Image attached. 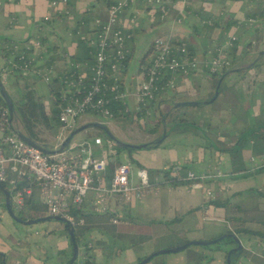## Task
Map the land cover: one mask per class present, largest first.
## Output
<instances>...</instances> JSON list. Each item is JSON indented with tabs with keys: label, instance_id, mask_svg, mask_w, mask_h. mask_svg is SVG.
Returning a JSON list of instances; mask_svg holds the SVG:
<instances>
[{
	"label": "crops",
	"instance_id": "crops-1",
	"mask_svg": "<svg viewBox=\"0 0 264 264\" xmlns=\"http://www.w3.org/2000/svg\"><path fill=\"white\" fill-rule=\"evenodd\" d=\"M112 1L115 0H69V4L56 13L57 10L49 6V0H0V48L5 43L40 42L41 39L45 52L37 53V64H45L53 55L52 67L57 75H62L68 71L71 58L82 50L79 44H85L82 39L92 36L94 20L106 19V8ZM169 1L168 14L163 21L159 20L158 13L144 5L143 0L127 1L120 27L127 35L126 46L131 57L121 73V92L127 112H135L137 77L149 61L153 41L174 37L186 43L201 68L187 77H176L172 89L157 96L148 116L155 117V113L159 115L164 110L168 112L178 102H197L195 107L179 108L170 114L184 119L187 115L195 117L199 123L192 122L184 131L170 133L161 144L133 156L117 155L108 149V144L102 147L103 141L98 136L93 137L101 140V147L92 150L95 157H111L129 163L132 166L131 181L135 185L138 184L136 172L139 169H145L152 182L149 181L150 188L131 204H120L118 197L107 198L102 212L117 213L121 226L128 228L122 232L124 237L120 236L114 242L134 237L138 226L148 228L149 238L128 249H118L110 256L107 250L104 251L103 243L114 239L106 233L92 231L88 234L90 240H84L87 246L78 251L77 264H138L160 250H170L186 242L210 241L227 231L235 235L238 229L264 235V169L247 172L250 157L264 156V54L260 56L264 52V19L261 18L264 0ZM47 15L51 20L43 23ZM250 18H257V21L246 24ZM228 35L236 38L231 50L223 49L228 51L231 67L221 76H209L203 67L214 50L224 48ZM47 46L51 48L49 53H46ZM135 51L139 61L132 64ZM255 63L260 66L252 67ZM2 66L0 49V69ZM244 70L245 73H238ZM12 84L15 85L14 79H9L7 92L18 100L20 94L16 87L9 89ZM218 85L217 98L204 105L203 102L214 96ZM45 88L49 89L37 83L34 91L46 94ZM167 118L166 122L169 121ZM124 119L119 120L125 123ZM90 122L100 121L83 122L76 128ZM166 122L168 131L171 125ZM90 129L93 128L81 132L73 140L92 143L94 139L88 137ZM145 134L137 145L150 144L161 138L162 128L153 133L145 130ZM121 142L129 143L128 140ZM172 167H176L174 170L186 168L184 173L192 171L206 176L203 187L210 189L213 196L207 198L203 189L192 188L188 182L177 178L173 184L170 181L173 178L164 174ZM31 188L33 198L39 202L37 188L34 185ZM4 191L0 189V254L4 255L5 264H66V257L48 250L42 252L40 238H36L42 234L23 229L33 225L16 222L9 216ZM79 209L85 214H97L91 194ZM94 235L99 236V240L92 241ZM238 239L244 250L252 247L250 254L258 258L264 256V244L259 239L245 236ZM168 254L158 255L159 258H152V261L154 264H179L180 257L167 258ZM210 257L212 260L208 261ZM199 259L200 264H225L222 252L213 255L201 252ZM238 262L259 264L249 258H240Z\"/></svg>",
	"mask_w": 264,
	"mask_h": 264
},
{
	"label": "built area",
	"instance_id": "built-area-1",
	"mask_svg": "<svg viewBox=\"0 0 264 264\" xmlns=\"http://www.w3.org/2000/svg\"><path fill=\"white\" fill-rule=\"evenodd\" d=\"M127 1H112L106 8V19L94 20L95 29L92 36L82 39L90 49L91 61L69 63L68 71L61 77L53 67L37 64V53L45 52L38 40L1 45L3 66L0 69V80L5 89L9 79H14L20 95L25 90L35 92L37 83H42L50 89L55 78H61L65 87L57 115L60 124L57 128V145L54 148L42 145L47 149L57 150L68 134L76 129L80 116H98L102 120L100 122L105 125L113 121L114 114L110 108L112 100L121 103L125 107L124 113H128L121 92V73L125 69L129 52L126 46L127 35L120 27V17L127 7ZM143 2L150 10L158 13L160 21L166 18L169 0ZM67 3L68 0H49V6L57 10L56 13H59V8L64 9ZM261 18L264 19V7ZM50 20L47 15L42 22L47 23ZM256 21L257 18H250L246 24L251 25ZM235 41L233 35H228L224 48L219 47L210 54L203 67L209 76L218 77L231 67L228 51L223 49L231 50ZM200 68L199 61L183 41L174 37L168 40H154L149 61L137 77L134 93L135 112L149 115V106L156 101L158 94L172 89L176 77H187L198 72ZM46 105L49 115L50 108L48 103ZM95 147H101L99 138H95L92 143L72 140L60 154H42L16 136L9 111L0 101V184L6 185L12 210L16 215L21 212L25 198L31 195L32 185L38 190L47 216L60 218L71 227L76 225L73 210H78L90 194L97 214H103L107 198L118 197L120 204L128 205L150 188L145 169L137 170L138 184L132 183V169L128 163L120 162L107 180L106 159L94 156L92 150ZM108 149L113 150L111 144H108ZM250 163L252 171L264 169V156L259 160L251 158ZM174 171L172 178L188 182L192 188L203 189L207 198L213 196L210 189L203 187L206 176L192 171L186 172L185 175L178 169ZM24 181H28V186L18 188ZM108 214L112 224L119 222L117 213L111 211ZM82 224L83 221L79 220L78 225Z\"/></svg>",
	"mask_w": 264,
	"mask_h": 264
},
{
	"label": "trees",
	"instance_id": "trees-1",
	"mask_svg": "<svg viewBox=\"0 0 264 264\" xmlns=\"http://www.w3.org/2000/svg\"><path fill=\"white\" fill-rule=\"evenodd\" d=\"M69 1V0H68ZM69 3H67L68 5ZM41 44H44V41L40 39ZM81 45L82 50L79 51L77 54L78 56H75L72 59V63H83V62H90L91 61V55H90V49L86 47V45L82 42L79 43ZM84 47H83V46ZM51 51V48H48L47 46V51L46 53H49ZM131 57V52L127 56L126 62L130 59ZM54 61V56H50L49 58L46 59L45 62V67H52ZM260 65L258 63H255L252 67H259ZM225 72V71H224ZM221 73V75L224 74ZM245 73L244 71H238V73ZM220 75V76H221ZM63 76L59 75V77ZM51 88L48 91V94H38L33 91H28L25 90L24 93H22L19 97L18 100H12L13 102V119H12V128L16 132H21L31 140H33L35 143L38 142V137L36 134V130L38 129L39 125H45V127L51 128L55 127L58 128L60 126L58 122V113L60 111L59 107L61 106L62 103V92L65 90V87L62 84L61 78H55L52 81ZM51 97V98H50ZM46 99H48L46 101ZM0 101L3 105L4 102L0 98ZM50 108V114L48 115L47 113V105ZM153 104L149 106L152 107ZM110 108L111 111L114 114V119H121L131 116L130 113L125 114L124 109L121 105V103L111 101L110 103ZM134 113V112H133ZM136 113V112H135ZM158 116H161V113H159ZM162 117V116H161ZM161 117L158 118L157 120V125L154 126V128H149L146 129L147 133H153L159 131V127H161ZM170 117L167 118V121ZM168 123V122H166ZM192 124L184 118H175L172 122L171 127H169V130L167 131V135L170 133H175V132H180L184 131L186 127L191 126ZM107 139V138H106ZM108 144H111L113 150L116 152L118 155L121 153L122 149L118 148L112 142L107 139ZM39 144V143H38ZM120 164L118 160H113L111 157H108L106 159V171H105V177L108 180L113 173L114 168ZM175 168V167H172ZM186 168H178L179 171H181V174L184 175V171ZM165 170L164 174L165 177L169 175V172ZM155 173V172H154ZM150 181V180H149ZM172 183H175V180H170ZM180 181V180H179ZM152 184V182L150 181ZM28 186V181H24L22 184H19L18 188H23ZM0 189L6 190V185L0 184ZM33 192L32 194L25 198L24 200V206L17 215V217L22 220V221H27V220H36L40 218H44L47 216L46 214V209L45 207L41 204L40 200L39 202L37 199L33 198ZM73 216L76 220V225L71 227L70 225H64V231L67 234L69 229L72 228L73 230V236H74V241L75 244L78 248V251L80 247H86L87 244L84 243V237L85 235L89 234L90 232L97 230L103 233H106L110 235L114 241L120 236H123L122 232L124 230H127L128 228H125V226H121V220L117 224H112L111 223V216L108 213H103V214H96V213H89L85 214L83 212H80V209L78 210H73ZM79 220L83 221L82 225H78ZM135 231V236L134 237H129V242L128 244H125V246L121 247L119 251L122 249H128L129 247L136 246L138 244L143 243L144 241L148 240L149 235H148V228H142V227H136ZM233 232L227 231L226 237L220 241L219 243L214 245V249L217 252H223L226 258V254L229 250L232 248H235L236 245L234 241L229 237ZM235 235L238 238L241 237H247L250 239H259L261 243L264 244V235L259 234V233H254L246 230H240L238 229L236 232H234ZM124 237V236H123ZM187 243V242H186ZM183 243V244H186ZM182 243L180 244L183 245ZM80 246V247H79ZM227 247V248H226ZM79 253V252H78ZM263 255H264V249H263ZM72 256V251L70 253L69 259ZM245 256L244 254V249L237 254L231 256V264H235L241 257ZM247 256V255H246ZM211 259H209L210 261ZM142 261V260H141ZM253 262H257L261 264L262 262H259L256 258L252 257ZM0 264H5V258L4 255L0 254ZM68 264V262H67ZM74 264H77L76 262Z\"/></svg>",
	"mask_w": 264,
	"mask_h": 264
},
{
	"label": "rangeland",
	"instance_id": "rangeland-1",
	"mask_svg": "<svg viewBox=\"0 0 264 264\" xmlns=\"http://www.w3.org/2000/svg\"><path fill=\"white\" fill-rule=\"evenodd\" d=\"M131 61H132L131 62L132 64H133V62H138L139 61V57H138L137 51L134 52ZM11 87L15 88V85L14 84L10 85V88H9L10 90H11ZM47 91H48L47 88H45L44 92L46 93ZM20 93H21V91H20ZM12 98L14 100L15 96L12 95ZM47 100L48 99H46V101ZM160 113H161V116L163 117V115H165L167 112H166V110H164V111H162ZM130 114H131V116L129 115V117H126L124 119V120H126L125 123L123 122V120L110 121V122H108L106 124V126L108 128H110L111 132H113V134L115 135V138L117 140H119V141L120 140L121 141L128 140L129 144L137 145V143L141 142L142 139L146 136L145 130L148 129L150 126L154 127L155 125H157V120L161 116L157 117V113H155L156 114L155 117H150V116H148L145 113H137V112L136 113L135 112L134 113H130ZM173 118H178V117H174V115L170 114V118H169V121H168L169 126L171 125V121H172ZM186 119L190 123H192V122H195L194 124H198L199 123V121L195 117H189L187 115ZM91 120L102 121L101 118H99L98 116L83 115V116H80L78 118L77 126H79L83 122H87V121L89 122ZM144 127H145V130H143ZM161 128H162V124H161V127H159V131H161ZM58 132H59V130H57V128H55V127L48 128V127H45V125H39L38 129L36 130V134H37V137H38L37 144L39 143V144L47 146V147H52V146L56 145L57 141H56L55 138L58 136ZM95 136H98L103 141V143H102L103 146L102 147H105L108 144V141L106 139L107 137L105 136V134L103 132H100V131L95 130V129H90V134H89L88 137L93 138ZM77 138H78V136H76L75 139H77ZM143 150H145V149H143ZM139 151H141V150H139ZM139 151H135V150L125 151L124 150L121 153L133 156L136 152H139ZM261 157H263V156H261ZM261 157H259V158H261ZM251 158H254L255 160H259V158H257V157H250L249 158V163H250V159ZM122 163H124V162L122 161ZM133 164L137 165L136 163H133ZM251 167H252V164L250 163V169H251ZM250 169L248 168L247 172H249ZM167 171L169 172V176L170 177L174 176V172H175L174 168L173 169L169 168V169H167ZM173 179H175V178H173ZM0 195L2 196L1 193H0ZM23 229H25V230L31 229L32 231H37L39 234H42V236H44V234H46L45 237H42V236L36 237V238H40L39 242L41 243L40 246H42V252H44L45 250H48L49 253H52V252L55 253L56 252L60 256H63L64 258L66 257V260L67 259L69 260V256H70V253L72 251V247H71V243H70V240H69V237H68V233L66 234L65 231H64V224L63 223L56 222L54 220H50V221L40 222V223L34 224L31 227H24ZM87 235H85V237H84L85 241L90 240L89 235L88 236ZM105 236L108 237L107 235H105ZM222 236H224V235H222ZM99 238H100L99 236L94 235L93 238H92V241L99 240ZM111 241L107 240V241H105L103 243L104 251L107 250V254L108 255L110 254V256H111L112 253H114V252L116 253V251L118 249H121V247L125 246V244H128L129 239H125V240H122V241H119V242H116V243L112 239H111ZM214 245L215 244L210 245V246H206V247L191 246V247H188L187 249H185V250H183L181 252H178V253H175V254L170 253V254L167 255V258H173V257L177 256V258L180 257L179 264H185L184 262H187V264H188L189 261H190L189 264H200L199 257L201 256V252H203L205 255H207V254L211 255V253L213 255V254L217 253V251L214 249ZM243 247H246V246H243ZM197 248H200V249H197ZM247 248H248V250L247 249L244 250L245 256H243L241 258H249V260H252V257H253V258L257 259L258 257H256L255 255L250 254L251 253L250 250H251L252 247L250 249H249V247H247ZM160 251H163V250H160ZM196 252H198V253H196ZM195 256H197V257H195ZM262 257H260L258 259H259V262H262L261 264H264V256H262ZM154 258H159V257H154ZM153 259H151L149 261V262H151L150 264H154V262L152 261ZM210 259L212 260L211 257H210ZM68 260H67V262H68ZM208 261H209V259H208ZM67 262H66V264H67ZM76 263H77V261H76ZM238 263H239L238 261L235 262V264H238ZM242 264H247V262H244Z\"/></svg>",
	"mask_w": 264,
	"mask_h": 264
},
{
	"label": "water",
	"instance_id": "water-1",
	"mask_svg": "<svg viewBox=\"0 0 264 264\" xmlns=\"http://www.w3.org/2000/svg\"><path fill=\"white\" fill-rule=\"evenodd\" d=\"M264 54V52L260 53V56H262ZM218 89H219V85L216 87L215 92H214V96L207 102H203L204 105L207 104H211L214 102V100L217 98L218 95ZM0 97L3 100L6 108L9 111V118L10 121L13 119V102L11 97L9 96L7 90L5 89L3 83L0 80ZM199 103L197 102H178L175 103L171 110L168 111L165 115H163V117H161V124H162V136L161 138L155 140L152 143H144V144H139V145H134V144H129V143H124L121 142L119 140H117L109 131V129L107 128V126L101 122H91L88 124H85L83 126H80L76 129H74L73 131H71L68 136L65 138V140L60 144L59 148L57 150H49L46 147L35 143L33 140H31L30 138H28L27 136H25L23 133L21 132H16L14 131V133L16 134V136L22 140L23 142H25L26 144H28L29 146L33 147L34 149H36L37 151H39L42 154L45 155H56V154H60L62 152L65 151V149H67V147L69 146V144L71 143V141L73 140V138L80 134L81 132H84L85 130L89 129V128H93V129H97L101 132H103L105 134V136L107 137V139H109L115 146H117L118 148L125 150V151H139V150H143V149H149L152 148L154 146H157L159 144H161L165 138L167 137V133H166V118L168 117V115L170 114V112L172 110H176L179 108H183V107H195L197 106ZM4 195H5V208L7 213L9 214V216L16 222L19 223H23L25 225H34L40 222H46V221H50V220H54L56 222H61L64 225H68L64 220L57 218V217H50V216H46L44 218H40V219H36V220H27V221H22L20 220L17 215L13 212L12 210V204L11 201L9 199V194L7 191H4ZM227 235L221 236L217 239L211 240V241H195V242H188L184 245L172 248L170 250H163V251H158L155 252L154 254H152L151 256L143 259L142 261H140L138 264H146L148 263L152 258L158 256V255H162V254H167V253H178L181 252L185 249H187L188 247L191 246H202V247H206V246H210L216 243H219L220 241H222ZM68 237L71 243V247H72V256L70 257V259L68 260V264H74L77 259H78V248L75 244L74 241V236H73V230L72 228L69 229L68 231ZM229 237L234 241L236 247L232 248L231 250H229L226 254V258H225V264H231V256L233 255H237L241 250H242V244L240 242V240L233 234L229 235Z\"/></svg>",
	"mask_w": 264,
	"mask_h": 264
}]
</instances>
